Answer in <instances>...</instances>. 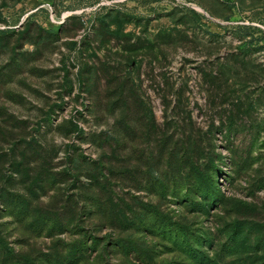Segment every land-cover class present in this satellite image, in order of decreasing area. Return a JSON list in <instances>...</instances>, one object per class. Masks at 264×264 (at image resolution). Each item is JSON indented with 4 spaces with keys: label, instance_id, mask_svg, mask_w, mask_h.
Instances as JSON below:
<instances>
[{
    "label": "rangeland",
    "instance_id": "1",
    "mask_svg": "<svg viewBox=\"0 0 264 264\" xmlns=\"http://www.w3.org/2000/svg\"><path fill=\"white\" fill-rule=\"evenodd\" d=\"M0 264H264V0H0Z\"/></svg>",
    "mask_w": 264,
    "mask_h": 264
},
{
    "label": "trees",
    "instance_id": "2",
    "mask_svg": "<svg viewBox=\"0 0 264 264\" xmlns=\"http://www.w3.org/2000/svg\"><path fill=\"white\" fill-rule=\"evenodd\" d=\"M210 181V180H209ZM211 184V183H210Z\"/></svg>",
    "mask_w": 264,
    "mask_h": 264
}]
</instances>
